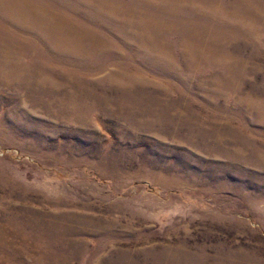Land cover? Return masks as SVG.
I'll use <instances>...</instances> for the list:
<instances>
[{
	"label": "rangeland",
	"instance_id": "1",
	"mask_svg": "<svg viewBox=\"0 0 264 264\" xmlns=\"http://www.w3.org/2000/svg\"><path fill=\"white\" fill-rule=\"evenodd\" d=\"M0 264H264V0H0Z\"/></svg>",
	"mask_w": 264,
	"mask_h": 264
}]
</instances>
